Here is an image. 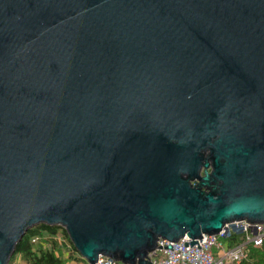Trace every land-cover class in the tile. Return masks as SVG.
<instances>
[{"label": "water", "instance_id": "95a60500", "mask_svg": "<svg viewBox=\"0 0 264 264\" xmlns=\"http://www.w3.org/2000/svg\"><path fill=\"white\" fill-rule=\"evenodd\" d=\"M241 219L264 224V0H0V264L39 224L150 264Z\"/></svg>", "mask_w": 264, "mask_h": 264}, {"label": "built area", "instance_id": "2783aa9c", "mask_svg": "<svg viewBox=\"0 0 264 264\" xmlns=\"http://www.w3.org/2000/svg\"><path fill=\"white\" fill-rule=\"evenodd\" d=\"M236 233L241 236L236 245H229V237ZM56 244L64 245L67 249H73L71 241L62 233L47 236ZM197 239V244L190 246L186 236L177 242H168L159 239L156 248L147 254L150 264H241L245 258L246 247H261L264 243V224L248 222L247 219L232 221L217 234L202 235ZM222 239L224 242H221ZM39 240L38 236L32 238V242ZM187 242V246H184ZM170 245L171 249L166 246ZM95 264H124L119 261L99 256Z\"/></svg>", "mask_w": 264, "mask_h": 264}, {"label": "trees", "instance_id": "16d2710c", "mask_svg": "<svg viewBox=\"0 0 264 264\" xmlns=\"http://www.w3.org/2000/svg\"><path fill=\"white\" fill-rule=\"evenodd\" d=\"M57 233H62L68 238L66 231L61 226L39 224L30 228L16 244L12 256L16 253H21L27 264H63V259L56 252L57 244L47 237ZM35 236H38L39 240L32 242V238ZM240 239V235L236 233L231 234L229 245L238 244ZM72 248L74 249L73 246ZM241 264H264V243L258 248L247 246L245 258L241 261Z\"/></svg>", "mask_w": 264, "mask_h": 264}, {"label": "crops", "instance_id": "0c3cea01", "mask_svg": "<svg viewBox=\"0 0 264 264\" xmlns=\"http://www.w3.org/2000/svg\"><path fill=\"white\" fill-rule=\"evenodd\" d=\"M57 254L63 259V264H88L85 259L74 249H67L64 245L57 244ZM8 264H27L21 253L13 255Z\"/></svg>", "mask_w": 264, "mask_h": 264}, {"label": "rangeland", "instance_id": "374dc122", "mask_svg": "<svg viewBox=\"0 0 264 264\" xmlns=\"http://www.w3.org/2000/svg\"><path fill=\"white\" fill-rule=\"evenodd\" d=\"M221 242H224L222 239H220ZM86 261V260H85ZM87 262V261H86Z\"/></svg>", "mask_w": 264, "mask_h": 264}]
</instances>
